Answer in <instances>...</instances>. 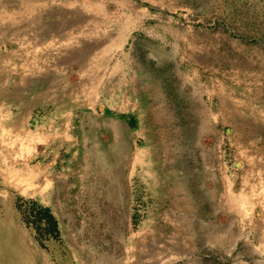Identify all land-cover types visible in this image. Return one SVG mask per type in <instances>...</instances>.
I'll list each match as a JSON object with an SVG mask.
<instances>
[{"label": "rangeland", "instance_id": "rangeland-1", "mask_svg": "<svg viewBox=\"0 0 264 264\" xmlns=\"http://www.w3.org/2000/svg\"><path fill=\"white\" fill-rule=\"evenodd\" d=\"M25 83L72 120L0 146L72 153L91 197L40 222L0 155V264H264V0H0L1 95ZM120 166L132 191L110 203Z\"/></svg>", "mask_w": 264, "mask_h": 264}, {"label": "crops", "instance_id": "crops-1", "mask_svg": "<svg viewBox=\"0 0 264 264\" xmlns=\"http://www.w3.org/2000/svg\"><path fill=\"white\" fill-rule=\"evenodd\" d=\"M22 59V62H26V58L23 57ZM13 62H17L16 56H13ZM13 75V77H16V71H14ZM26 76H30V74L24 72V77ZM28 86L29 85L25 83V86L7 89V91L4 92V94L7 93V96L4 94L1 95L0 92V142L1 128L3 127L20 130L26 127L28 123H30L29 121H31L32 124L36 122L42 123V120L46 119L49 115L51 119H55L53 123L56 125L61 123V126L57 128L59 130V128L62 129V124H67L72 120L75 110L74 105H56L57 103H52L46 105L49 106V112L46 114L43 112L45 108H43V103H40V101L46 100L45 97L48 96L49 93L53 94L56 91L54 88L49 90L48 88L42 89L40 87V89L35 90L33 94V91L31 92L32 89ZM50 109L52 110L51 112ZM41 112H43V114ZM5 113H8L7 122L5 120ZM69 154L70 158L66 159L67 161L64 163V152L60 149H56L55 151L45 150L36 153L32 152L31 155L24 157V162L22 163L20 158L17 160L18 152L15 147L8 148L5 153L4 148L0 146V155L7 156V169L9 172L13 171L15 174L17 165L22 164L24 168L23 195L25 199H28L26 201L32 208L34 207L40 211H44L49 215L50 222L44 221L41 215L39 218H41L40 222L43 221V223L52 227L70 221L73 215L70 208L79 206L81 200H86L91 197L88 195V190L84 188V186L82 187L77 184V177L76 179L74 178L71 167L72 163H70L73 154L70 152ZM125 170L126 169L120 166V170H118L114 182H112L111 178L108 179V184L105 187L107 194H105V196L110 203L114 198H118L121 203L124 198H127L128 192L132 191L131 189L128 190L126 184H124L126 180L124 177ZM117 182H119V186ZM66 208H69V211H67ZM47 236L49 240V242L47 241L48 247H35V250H32L31 254L45 255L48 254L52 248L58 249V243H56L58 236L54 233L48 234ZM39 242H41V239ZM45 262L49 264L47 260H45Z\"/></svg>", "mask_w": 264, "mask_h": 264}, {"label": "bare ground", "instance_id": "bare-ground-1", "mask_svg": "<svg viewBox=\"0 0 264 264\" xmlns=\"http://www.w3.org/2000/svg\"><path fill=\"white\" fill-rule=\"evenodd\" d=\"M56 14H57V13H56ZM64 17H65V16H64ZM72 19H73V18H72ZM81 21H82V20H81ZM91 43H92V41H91ZM96 43H97V42H96ZM44 82H45V81H44ZM162 118H163V117H162ZM163 121H164V120H163ZM157 122H158V121H157ZM109 127L112 128L114 131H117V129H118V126H117L113 121L110 122ZM117 132H118V131H117ZM119 133H120V132H119ZM259 133H260V132H259ZM125 141H126V140H125ZM125 141H124V143H125ZM121 143H122V142H121ZM120 145H121V144H120ZM122 146H123V145H122ZM124 146H125V145H124ZM118 148H119V147H118ZM112 150H113V149H112ZM119 152H120V151H119ZM103 154H104V153H103ZM100 155H101V154H100ZM102 157H103V156H102ZM104 158H105V157H104ZM118 158H119V157H118ZM114 159H115V158H114ZM104 160H105V159H104ZM116 161H117V160H116ZM116 161H115V162H116ZM104 162H105V161H104ZM108 164H109V163H108ZM111 164H112V163H111ZM109 165H110V164H109ZM109 165H108V166H109ZM204 166H205V165H204ZM204 166H203V167H204ZM168 169H169V168H168ZM108 172H109V171H108ZM173 172H174V171H173ZM161 179H162V178H161ZM161 179H160V180H161ZM156 180H157V179H156ZM192 180H193V179H192ZM158 185H159V184H158ZM180 185H181V184H180ZM159 192H160V191H159ZM246 202H247V201L244 200L242 205H244ZM240 203H241V202H239V204H240ZM236 222H238V220H237ZM200 227H202V226H200ZM202 230H203V229H202ZM198 231H199V230H198ZM201 235H202V234H201Z\"/></svg>", "mask_w": 264, "mask_h": 264}, {"label": "trees", "instance_id": "trees-1", "mask_svg": "<svg viewBox=\"0 0 264 264\" xmlns=\"http://www.w3.org/2000/svg\"><path fill=\"white\" fill-rule=\"evenodd\" d=\"M43 216H45L46 218H47V220H48V222H50V217L48 216H46V215H44V214H42ZM54 226H56V225H54Z\"/></svg>", "mask_w": 264, "mask_h": 264}]
</instances>
